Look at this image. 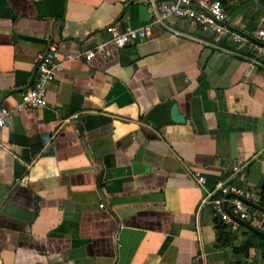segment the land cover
I'll return each instance as SVG.
<instances>
[{"label":"crops","instance_id":"obj_1","mask_svg":"<svg viewBox=\"0 0 264 264\" xmlns=\"http://www.w3.org/2000/svg\"><path fill=\"white\" fill-rule=\"evenodd\" d=\"M166 1L0 0V108L21 102L53 44L108 52L65 62L48 105L0 129V264H264V248L234 252L264 232L227 224L236 237L222 246L214 205L203 203L226 182L256 192L254 214L264 208V56L190 19L158 21ZM225 8L245 34L264 28V0ZM109 26L148 34L119 47ZM170 99L184 121L146 118Z\"/></svg>","mask_w":264,"mask_h":264},{"label":"built area","instance_id":"obj_2","mask_svg":"<svg viewBox=\"0 0 264 264\" xmlns=\"http://www.w3.org/2000/svg\"><path fill=\"white\" fill-rule=\"evenodd\" d=\"M159 12L158 21L163 22L164 19L170 17L190 19L205 31L230 36L236 43L252 44L257 54L264 56V28L245 34L246 24L232 23L221 0H170L160 5ZM107 30L111 33V41L119 47L144 39L148 34L147 28L144 27L120 31L115 26H109ZM252 37L262 44L252 43ZM106 47L107 43H104L84 52H64L55 44L50 46L37 58L38 75L34 86L22 92V100L15 109L0 108V129L6 125L8 119L16 111L42 108L48 105V84L56 78L65 62L83 57L91 60L97 53L107 54ZM235 169L238 170V167ZM197 180L200 184H205L207 181L202 174H198ZM256 196L253 190L220 182L214 189L208 191L203 203H213L216 218L228 224L233 230H238L240 221H251L257 229L264 232V208L256 215L252 212V206L249 203ZM227 204H229V210L226 207Z\"/></svg>","mask_w":264,"mask_h":264},{"label":"water","instance_id":"obj_3","mask_svg":"<svg viewBox=\"0 0 264 264\" xmlns=\"http://www.w3.org/2000/svg\"><path fill=\"white\" fill-rule=\"evenodd\" d=\"M252 39L262 44L256 38ZM211 49H207L202 56V66L208 71L209 66L207 65L208 54L211 52ZM179 102L176 99H170L165 102H162L150 110L146 116L154 125L161 126L169 123L182 122L185 120L184 115L178 113ZM191 113L194 121L196 122L199 131L203 132L206 130L205 121H204V112L201 105V100L199 97H194L191 101ZM251 204V202L249 201Z\"/></svg>","mask_w":264,"mask_h":264},{"label":"trees","instance_id":"obj_4","mask_svg":"<svg viewBox=\"0 0 264 264\" xmlns=\"http://www.w3.org/2000/svg\"><path fill=\"white\" fill-rule=\"evenodd\" d=\"M223 4L227 2V0H221ZM261 199L260 205L264 207V187L261 190ZM218 222V242L222 246H229L233 244V239H235V235L229 230L230 227L225 224L222 220L217 219ZM255 238H258L260 241V246H256ZM253 247H261L264 248V237L259 234L251 231L250 237L246 240V242L241 247H234V252L236 254L242 255L244 258L248 257L250 254V250Z\"/></svg>","mask_w":264,"mask_h":264}]
</instances>
